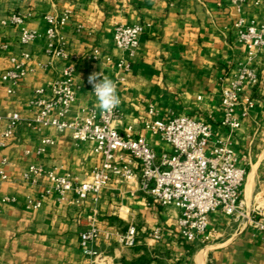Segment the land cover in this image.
<instances>
[{"label": "crops", "instance_id": "obj_1", "mask_svg": "<svg viewBox=\"0 0 264 264\" xmlns=\"http://www.w3.org/2000/svg\"><path fill=\"white\" fill-rule=\"evenodd\" d=\"M64 10L70 17L59 31L67 55L61 58L47 49L43 16ZM11 11L30 13L24 26L41 36L21 45L20 26L1 24ZM263 14L264 6L250 1L237 12L231 0H0V73L12 66L11 57L20 58L22 51L31 55L25 76L11 93L0 84V113L32 117L35 108L30 102L38 97L35 91L46 88L62 68L72 67L75 100L65 119H79L87 108L99 109L87 80L100 73L115 82L120 98L114 125L123 134L142 135L157 155H170L172 148L158 134L143 130L146 120L187 115L212 124L210 141L230 143L236 164L245 169L243 211L257 206L264 212V47L255 63L259 82L246 89L253 107L240 118L237 129L229 131L219 124L221 85L245 60L233 21L239 15L258 20ZM120 23L144 27L133 53L114 46L113 29ZM94 47L101 52L97 60L88 58ZM120 61L128 67H119ZM5 127L6 122H0V132ZM43 137L53 143L35 155ZM29 164L56 168L74 183H82L90 179L99 156L92 142H75L68 131L60 133L49 126L35 130L24 124L14 129L0 149V168L8 174L0 182V264H93L78 245L91 202L75 203L73 192L58 202L54 193H44L49 185L45 176L35 183L23 182ZM27 198H40V207L31 208ZM97 208L100 236L96 249L102 259L95 264H264V235L247 226L243 218L212 212L207 239L184 242L177 235V209L144 196L136 180L112 177ZM129 225L137 230L133 247L122 244ZM155 227L162 228L159 240L150 237Z\"/></svg>", "mask_w": 264, "mask_h": 264}, {"label": "built area", "instance_id": "obj_2", "mask_svg": "<svg viewBox=\"0 0 264 264\" xmlns=\"http://www.w3.org/2000/svg\"><path fill=\"white\" fill-rule=\"evenodd\" d=\"M249 1L253 5L264 6V0H231V3L240 12L242 5ZM29 16L30 13L11 11L1 21L2 25L20 26L21 45H27L41 36L38 31L24 26ZM69 17L68 10L57 14L46 13L43 16L46 26L42 35L53 56L67 57L60 45L59 31ZM233 26L236 41L244 48L245 60L238 65L232 77L222 83L220 89L219 124L229 131L240 126V118L245 117L254 105L253 99L246 94V89L259 82L255 63L264 47V14L258 20L239 15L233 21ZM143 31L141 23L115 25L112 33L114 46L133 53ZM100 56L101 52L97 47L88 54L91 60H97ZM30 57L29 52L22 51L20 58H10L12 66L0 73V84L8 93L25 76ZM117 65L121 68L128 67L122 61ZM87 85L96 97L88 80ZM75 90L74 70L72 67H64L46 88L35 91L38 97L30 102L35 108L32 117L23 118L16 112L0 113V122H6V127L0 132V149L6 146L7 140L19 124L35 130L53 127L60 133L68 131L75 142L93 143V151L99 156V164L92 169L90 179L85 182L74 183L68 175L59 174L56 168L45 170L35 164H29L22 174V181L30 183L45 176L49 185L44 193H54L58 202L65 201L68 192L74 193L75 203L91 202L87 225L78 235V245L93 264L102 259L101 253L96 249L100 236L97 204L102 190L112 177L126 182L136 180L138 190L144 196L161 206L175 207L178 211L177 235L184 242L192 243L200 237L201 240L207 239L208 215L215 211L243 218L247 226L264 235V212L261 207L255 206L249 212L242 209L241 193L245 169L236 164V156L230 143L223 139L210 141L212 124L202 118L187 115L146 120L143 130L158 134L172 148L170 155H157L142 135L133 137L117 129L114 122L119 117L118 107L112 112L89 107L83 117L66 120L75 100ZM152 112L153 109H149V113ZM52 143L51 138L43 137L34 154L40 155L46 145ZM210 143L211 146L208 147ZM25 153L29 154L30 151L26 150ZM6 162L3 158L2 163ZM7 179L8 174L0 168V182ZM26 203L36 209L40 207L41 199L27 198ZM161 233L162 228L155 227L150 237L159 240ZM136 237V228L129 225L122 237L123 246L133 247Z\"/></svg>", "mask_w": 264, "mask_h": 264}, {"label": "clouds", "instance_id": "obj_3", "mask_svg": "<svg viewBox=\"0 0 264 264\" xmlns=\"http://www.w3.org/2000/svg\"><path fill=\"white\" fill-rule=\"evenodd\" d=\"M88 83L93 88L97 106L102 112H112L119 106L120 98L116 95V84L111 78L93 73L89 75Z\"/></svg>", "mask_w": 264, "mask_h": 264}, {"label": "trees", "instance_id": "obj_4", "mask_svg": "<svg viewBox=\"0 0 264 264\" xmlns=\"http://www.w3.org/2000/svg\"><path fill=\"white\" fill-rule=\"evenodd\" d=\"M159 264H164V263L160 262Z\"/></svg>", "mask_w": 264, "mask_h": 264}]
</instances>
